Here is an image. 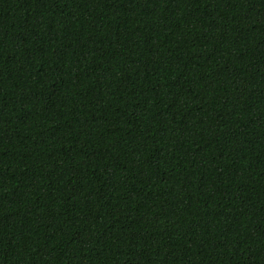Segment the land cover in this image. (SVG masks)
<instances>
[{"label": "trees", "instance_id": "1", "mask_svg": "<svg viewBox=\"0 0 264 264\" xmlns=\"http://www.w3.org/2000/svg\"><path fill=\"white\" fill-rule=\"evenodd\" d=\"M0 264H264V0H0Z\"/></svg>", "mask_w": 264, "mask_h": 264}]
</instances>
